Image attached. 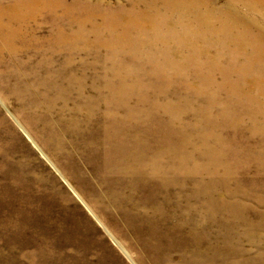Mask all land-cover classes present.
<instances>
[{
  "label": "rangeland",
  "instance_id": "374dc122",
  "mask_svg": "<svg viewBox=\"0 0 264 264\" xmlns=\"http://www.w3.org/2000/svg\"><path fill=\"white\" fill-rule=\"evenodd\" d=\"M69 1L101 5L100 14L115 16L118 26L121 14L136 16L135 19L142 16L148 21L147 28L139 27L143 35L138 29L123 38L131 46L128 52H135L137 40H143L144 35L166 42L161 47L173 58L178 57L171 62V71L182 62V99L190 93L201 94L208 105L220 108V117L212 128L204 115L186 122L191 137L200 138L204 144L209 142L211 148L205 158L197 159L195 173L185 174L183 203L189 205L194 202L192 196L203 193L200 200L196 199L198 205L204 206L200 223L204 224L203 234L212 226L216 251L221 254L230 249L235 257L241 254L243 263L264 264V205L258 201L264 197V122L261 111L247 106L242 98L236 101L234 95L241 97L245 92V78L258 81L254 94L264 95V0H207L206 9L202 7L206 0ZM76 11V20L90 13ZM166 16L175 22L172 28L163 25ZM58 23L65 25L71 38L78 33L80 40L76 43L83 57L96 68L91 75L103 68L113 77V44L107 39L104 45L98 43L96 24L90 28L74 21L71 26L63 17ZM41 47L38 43L37 48ZM144 49L151 51L147 45L141 46ZM121 50L122 45L119 53ZM206 53L210 58L203 57ZM45 56L50 54L45 52ZM200 58L208 64L204 83L192 78L204 77L194 72ZM137 59L136 63L124 59L121 63L119 58L116 62L120 74L118 65H122L123 75H128L132 85L139 79L136 69L144 60ZM10 60L6 62H11L8 72L16 75L14 87L18 95L11 97L5 90L0 91V264H186L190 246L185 252L180 247L188 232L169 240L165 231V222L177 218L179 187L169 190L170 199H162L158 187L164 183L162 180L146 184V193L131 197L129 185L124 186L126 178L116 172L115 164L125 154L117 146L114 130L111 139L100 138L98 127H93L91 131L95 132L87 136L84 128L72 134L70 111H60L64 108L59 107L60 102L51 105L47 98L43 99L29 66ZM171 73L165 70L166 77ZM221 91L226 93L218 95ZM91 93L99 99L97 91ZM91 102L96 110H105L96 101ZM159 117L151 119L148 126L138 123L143 138L161 141V133L151 134L165 120V116ZM145 128L149 136L144 134ZM162 129L161 126L160 132ZM223 139L225 144L221 143ZM59 140L64 142V148L57 146ZM175 145L171 148L176 149ZM140 151H133L137 167L154 174L150 159L139 155ZM209 157L212 160H207ZM166 174L161 173L162 179ZM226 174L225 178L237 175L233 179L240 186L221 184ZM119 186L126 191H119ZM197 190L199 193H195ZM159 200L169 205L167 209L149 208L145 212L137 203L153 205ZM208 204L214 207L213 216L209 215ZM158 213L165 215H153ZM228 241L230 246L225 245Z\"/></svg>",
  "mask_w": 264,
  "mask_h": 264
},
{
  "label": "bare ground",
  "instance_id": "6f19581e",
  "mask_svg": "<svg viewBox=\"0 0 264 264\" xmlns=\"http://www.w3.org/2000/svg\"><path fill=\"white\" fill-rule=\"evenodd\" d=\"M207 4L206 0L202 7L206 9ZM100 8L101 5L87 3V1L74 3L69 0H0V91L1 89L5 90L10 93L11 97L14 93L18 95L16 86L14 87L16 75L8 72L11 62L8 65L7 61L13 57L10 61L16 62L18 60L23 65H28L33 75V83L41 89L39 93L43 95L42 98L46 101L48 99L51 105L60 102L59 107L66 108H61L60 111L67 109L70 111L72 125H70L69 130L72 134L76 130L81 131L84 128L87 136L95 132L91 131L93 127H98L101 130L100 138L111 139V132L114 130L113 134L117 137V146H119L122 154H125L115 164L116 172L120 174L119 176L126 178L124 186L129 185L130 195H133L131 197L135 198V194L138 196L146 193V184L159 183L162 180L164 183L158 185L162 191V199H170L169 190H175L179 187L181 198L178 202L179 206H177V218L172 217L165 222V231L169 240L170 237L174 238L188 232L187 236L183 237L185 240L181 242L182 247H180L183 248L182 251H186L190 246L186 264L188 262L190 264H247L243 263L244 258H240L241 254L235 257L229 248V251L223 250L221 254L216 251L217 239H215L214 234L210 233L212 226L207 227L205 225L209 232L203 234L204 224H201L200 220L204 206L202 207L201 203L198 205L196 202V199L200 200L201 195L204 196L203 193L195 197L192 196L194 202L191 201V204L188 202L189 205H187L186 202L184 205L183 203L182 193L183 186H185V174L188 172L194 174V169L197 168V159L200 156L205 158L204 155L211 148L209 142L204 144L202 140L200 142V138L191 137V129L186 122L204 115L207 117V125L212 128L217 118L220 117L217 112L220 108L218 106L213 108L212 105H208L201 94L190 93L184 97L185 100L182 99L180 91L183 85V79L180 77L184 76L182 62L177 69L171 71V62L178 57L173 58L171 52L169 53L165 47H161V45L166 46V42L154 40L144 35L143 40H137L135 52L133 50V53L128 52L127 49L131 46H129L128 41L123 39L124 36L128 38L131 32L135 33L138 29L143 35L139 27L147 28V20L143 19L142 16L135 19L136 16L129 18L121 14L120 26H118L116 17L110 14L101 15V11H98ZM76 10H86L87 13H90L76 20ZM62 17L66 20V24L71 26L74 21L90 28L96 24V29H99L96 34L98 43L104 45L105 39H107L109 43L113 44L112 64L114 69L111 65L110 70L113 77H110L103 68L91 75V70L96 68L88 59L83 57L81 46L76 43L77 40H80L77 36L78 33L71 38L65 25L58 23V19ZM101 19L102 21H100ZM174 23L167 16L163 21V25L169 28H172ZM102 30L108 31L104 33ZM38 43H41V48H37ZM121 45L123 50L119 53ZM142 45L150 46L151 51L147 52V49L142 51ZM45 52L49 53L50 56H45ZM129 55H134V57ZM137 57L144 60L141 59L142 64L140 63L141 65L136 69L137 73L140 72L138 74L139 79L135 85H132L129 82L131 80L127 79L128 75H123L122 65H118L121 76L116 67V62L119 58L121 63L123 59L127 63L129 61L136 63ZM203 57L210 58V53H206ZM198 62L201 65L196 63L197 68L194 72L203 73L204 77L199 80L196 75H193L192 78L197 83L200 81L204 83L207 79L205 70H207L208 64L201 58L198 59ZM161 67L163 68L161 69ZM166 69L172 72L170 77L165 76ZM214 71L217 72V70ZM236 73L240 75V71ZM217 75L218 78L219 74L217 73ZM245 81L242 86L245 92L241 94V97L234 93L237 97L236 101L242 98L247 106L256 107L262 112L260 117L261 122H264V95L261 97L260 92L257 95L254 94L258 81L253 80V78H245ZM192 83L191 80L187 85L188 88ZM128 87L133 89L127 90ZM93 90L97 91L99 99L91 93ZM225 93V91H221L218 95ZM91 101L101 104L105 110H96L94 102ZM251 113L252 110H250L249 115ZM81 115L84 119L80 117ZM159 116H165V120L160 122L161 124L157 129L153 128L151 134L161 133L163 135L161 141L158 143L149 137L143 138L138 130V123L148 126L151 124V119L155 117L161 119ZM79 120L85 121L77 123L76 121ZM161 126L163 129L160 132ZM143 132L147 136L150 135L147 128L143 129ZM174 139L176 140L175 143H171ZM168 143L171 146L176 144V149L165 145ZM221 143L225 144L224 139ZM57 146L64 148L65 144L59 140ZM139 150H141L139 155H147L150 159L151 166L155 171L154 174L145 173L142 167H137V160L133 158L135 155L133 151ZM188 152L191 153L187 155ZM181 154L187 156L182 158ZM180 158L182 159L180 160ZM210 159L209 157L207 160ZM161 173H167L163 179ZM226 176L227 174L222 175L219 181L221 184L231 187L230 183H233L234 186H240L239 182L233 179L237 175L229 178H225ZM126 182L128 183L125 184ZM117 189L126 191L122 186L117 187ZM195 193H199V191L197 190ZM262 199L264 200V197H260L258 201L264 205V201H260ZM114 200L113 195L112 201ZM137 203L142 205L145 212L149 208H152V211H160L169 206L163 200H159L153 205H149L145 201ZM213 209L214 207L209 205L210 216H213ZM153 215L160 216L165 215V213ZM262 217L264 218V215ZM145 222H148V224L146 223L148 227H152L149 220H145ZM168 233L170 235H167ZM226 243L225 245L230 246L229 241Z\"/></svg>",
  "mask_w": 264,
  "mask_h": 264
}]
</instances>
